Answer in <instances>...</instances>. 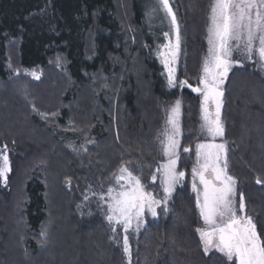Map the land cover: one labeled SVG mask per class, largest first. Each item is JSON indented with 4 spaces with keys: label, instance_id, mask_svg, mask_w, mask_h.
I'll list each match as a JSON object with an SVG mask.
<instances>
[{
    "label": "trees",
    "instance_id": "obj_1",
    "mask_svg": "<svg viewBox=\"0 0 264 264\" xmlns=\"http://www.w3.org/2000/svg\"><path fill=\"white\" fill-rule=\"evenodd\" d=\"M211 4L169 0L182 44L171 88L156 58L168 30L158 0H0V151L6 146L12 164L7 184L0 179V264H125L86 198L100 185L92 178H113L134 162L155 167L177 102L185 178L167 213L160 207L135 240L133 264H228L204 250L191 186L201 141L192 88L207 55ZM12 45L15 68L40 69L39 81L8 71ZM224 103L229 173L264 240V75L235 68Z\"/></svg>",
    "mask_w": 264,
    "mask_h": 264
},
{
    "label": "snow or ice",
    "instance_id": "obj_2",
    "mask_svg": "<svg viewBox=\"0 0 264 264\" xmlns=\"http://www.w3.org/2000/svg\"><path fill=\"white\" fill-rule=\"evenodd\" d=\"M159 3L172 17V24L175 25L176 18L169 7V0H159ZM210 21L209 56L205 60L204 75L200 80L202 87H194L192 91L203 96L202 128L214 140L216 136L223 135L220 122L223 92L220 86L232 67L233 48H239L243 42V52L247 54V58L252 59L253 55H258L259 62L264 66V0H214ZM176 39L178 48V29ZM256 41H259L258 45ZM172 57L175 58V52L172 53ZM164 63L169 71V85L176 86L173 69L168 67L169 61L165 59ZM32 75L39 79L35 73ZM184 83L181 82V86ZM210 104L215 105V116L209 110ZM178 112L179 102L172 109L173 114L168 120L172 125V131L170 133L166 131V140L161 142L167 161L157 168V172L162 175L161 184L164 192L168 195L184 177V172L177 171L180 159L178 151L180 144L177 139L179 127L176 119ZM196 149L199 166L192 169L193 191L197 194V206L206 225L197 229L205 252L214 248L223 254L228 264H264V240L257 233L256 224L251 216L245 214L243 196H240L239 201L235 198V180L227 172L226 159L221 164V155L225 152L224 144L202 143L198 144ZM183 151L188 152L189 148L185 147ZM10 170L5 146V150L0 151V179L6 182ZM197 177L203 186L202 191L195 183ZM151 178L153 182L157 179L156 175H152ZM116 180L118 183L126 180L127 186L122 185L123 190L115 194L109 189L108 195L112 202L108 205L111 214L107 219L110 223L115 221L116 224H123L125 232L128 231L133 215L141 216L147 206L155 216V208L167 200V195L160 200L145 192L141 179L134 176L126 167H121ZM124 251H129L127 236L124 237Z\"/></svg>",
    "mask_w": 264,
    "mask_h": 264
},
{
    "label": "rangeland",
    "instance_id": "obj_3",
    "mask_svg": "<svg viewBox=\"0 0 264 264\" xmlns=\"http://www.w3.org/2000/svg\"><path fill=\"white\" fill-rule=\"evenodd\" d=\"M213 3H214V0H212L211 8L213 6ZM158 4H159V11L162 13V16L165 19V23H166V26L168 27L167 28L168 30L166 32L167 35H165V39H166L165 45L162 47V49L160 51L156 52V58L158 59L159 63L161 65H163V68H164V71H165L167 78L169 77V71H168V68L165 67L164 61H165V59H167L169 61L168 67L173 69L175 84L177 85V79H178V75H179L178 74V67H179L180 54H181V49H182L180 28H179L177 19H176V24L175 25L172 24V17L169 16L167 14V12L162 8V6L159 3V0H158ZM211 8H210L209 24H208L207 55H206L205 60L209 56V47H210V45H209V27L211 25V21H210ZM172 13H173V11H172ZM173 15H174V13H173ZM177 29L179 31V47L178 48H176ZM258 43H259V41H256L257 45H258ZM11 47H12L11 53H10L11 58H9V62L7 65L8 71L13 75H18V74L23 73L26 76L33 79L34 81H39L42 78V71L40 69L31 68V69H28L27 71L25 70V72H24L19 68L18 69L15 68V62H17V57H16L17 55L15 53V50L13 51L14 46L12 45ZM173 52H175V58L174 59L172 57ZM231 59L233 61L232 67L230 68L227 76L224 78L223 84L220 86V88L223 92V96L221 97V107H220V122H221L222 127H223V135L216 136L214 140L207 133V131L202 128V124L204 123V121H203V110H202L203 96L198 92H194L196 94V96L200 98V124H199V128H198V132H199L198 134H199V138L201 141H199L196 144V146L198 144H202V143L224 144L225 152L221 155V164L224 163L225 159L227 161V146L224 142L221 141V139L225 135V123L223 122V116H224L223 113H224V105H225L224 98H225V86L229 80V77L235 68H243V67H246L248 65H250L252 67L255 66V69H257L259 72H261L264 75V66H262L261 62H259L258 55H253L252 59H248L247 54L245 52H243V42L240 43L239 48H236V47L233 48ZM60 60L62 61V59H60ZM205 60H204V64H205ZM204 64H203V68L201 71L200 80L204 75V71H203ZM58 67L59 68L61 67L60 61L58 62ZM32 73H35L39 77V79L34 78ZM196 87H202L200 82H198V85ZM171 88H176V86H171ZM14 91H16V93H17V92H19V89L16 88ZM175 107H176V104L174 107L169 108V110L166 113L165 126H164L163 131L161 132V136H160V139L158 142L159 157H158V160H157L155 167L146 168L145 166H143V164H140L139 162H134L133 164H131V166H126V168L129 169L134 176H137L141 179V183L144 187V191L147 193H150L153 198L163 200V198L167 195L166 202L161 203L159 206H157L155 208V212H156L155 216L152 215V212L148 210L147 206H145L143 214L141 216L136 217L135 215H133V218L131 220V224L128 227L127 232L124 231L123 224H116L115 221L110 223L107 219V216L111 214V212L109 211L108 205L112 202L109 195H108L109 189L113 190V194H115L118 191H122L123 190L122 185L127 186V181L121 180V181H119V183L117 182L116 177L120 175V172L117 174V176H115L113 178L105 175L104 179H102V176H101V179H102L101 180L98 177L99 174L98 175L96 174L95 179L92 178L95 182L99 181L100 185L98 187L96 185H94V187H92V191L88 192V195L86 198L92 200V205L94 206V208L96 209L98 214H100V216L103 218L104 222L109 226L117 244L122 247L123 252H124V256H125V264H133V254H134L133 244H134L135 240L141 234V232H143L145 230V228L148 226L149 220H151V221H158L159 220L160 207H163L165 212L167 213L169 204H170L171 200L173 199V196H174L176 190L182 186V183H183L184 178H185V173H184V177L173 187L170 195H168L164 192L163 185L161 184L162 175L160 172H157V168L160 167L161 165H163L164 163H166V161H167V157L163 154V151H162V143L161 142L166 140L165 132L167 131L170 133L172 131V125L168 123V120H169V117L172 116V114H173L172 109ZM209 110L213 114V116H215L216 108H215L214 104L209 105ZM176 119H177V123H178V127H179V135L177 136V139L179 140L180 148L178 151H179V157L181 158L180 153H181V148H182V141H183V137L185 136V133H186V132H184L183 111H182L181 104H179V112H178ZM196 146L194 149L195 156H196V150H197ZM6 151H7V155L9 158L10 169H11L12 164H11L10 153H9L8 149H6ZM91 163L93 164V161H91ZM198 166L199 165L197 163V157H196V163H195L194 167H198ZM227 166H228V161H227ZM177 168H178V163H177ZM177 171H178V169H177ZM227 172L230 175L229 167H227ZM10 174H11V170L7 173V180H8V177ZM152 175H156V177H157L155 182L152 181V178H151ZM146 180H147V185L144 182ZM2 181H3V183L7 184V181L5 182L3 179H2ZM193 182L194 181H193V176H192V171H191L192 191H193ZM195 183H196L197 187L199 189H201V191H202L203 186L200 185L198 177L196 178ZM235 193H236L235 198L237 201H239L236 182H235ZM193 194H194V196L196 198V202H197L196 192L193 191ZM101 197H103V199H101ZM201 200H202V196H201ZM244 202H245V199H244ZM198 210H199V214H200V208L199 207H198ZM245 214L248 215V208H247L246 203H245ZM201 220L203 222V227H206L202 217H201ZM253 222H254V220H253ZM113 229H115V231ZM256 229H257V227H256ZM257 233H258V231H257ZM125 236H127V238H128V248H129L128 252L124 251V237ZM199 236H200V234H199ZM203 246H204V244H203ZM207 252L210 253V252H218V251H216L214 248H210ZM218 253H220V252H218Z\"/></svg>",
    "mask_w": 264,
    "mask_h": 264
}]
</instances>
